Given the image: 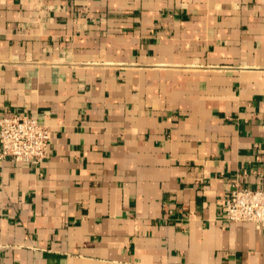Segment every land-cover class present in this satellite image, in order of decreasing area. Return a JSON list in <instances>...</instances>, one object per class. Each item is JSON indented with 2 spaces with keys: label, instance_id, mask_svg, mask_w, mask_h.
I'll return each instance as SVG.
<instances>
[{
  "label": "crops",
  "instance_id": "0c3cea01",
  "mask_svg": "<svg viewBox=\"0 0 264 264\" xmlns=\"http://www.w3.org/2000/svg\"><path fill=\"white\" fill-rule=\"evenodd\" d=\"M49 127L0 158V264H264L223 220L264 189V0H0V118Z\"/></svg>",
  "mask_w": 264,
  "mask_h": 264
},
{
  "label": "built area",
  "instance_id": "2783aa9c",
  "mask_svg": "<svg viewBox=\"0 0 264 264\" xmlns=\"http://www.w3.org/2000/svg\"><path fill=\"white\" fill-rule=\"evenodd\" d=\"M52 148L51 134L46 124L27 114L0 118V158L37 165ZM223 220L252 222L264 228V189L232 188L224 204Z\"/></svg>",
  "mask_w": 264,
  "mask_h": 264
}]
</instances>
